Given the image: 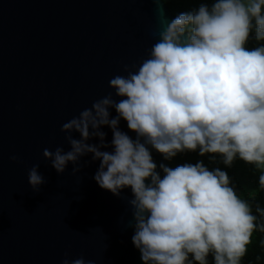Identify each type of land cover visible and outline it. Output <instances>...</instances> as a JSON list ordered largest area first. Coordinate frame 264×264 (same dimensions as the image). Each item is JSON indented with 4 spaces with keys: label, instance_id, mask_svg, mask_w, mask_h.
<instances>
[{
    "label": "clouds",
    "instance_id": "clouds-1",
    "mask_svg": "<svg viewBox=\"0 0 264 264\" xmlns=\"http://www.w3.org/2000/svg\"><path fill=\"white\" fill-rule=\"evenodd\" d=\"M195 2L161 20L146 55L110 78L112 91L61 125L68 150H43L58 174L69 164L78 174L91 155L102 189L117 197L131 190L122 197L132 214L126 227L134 228L143 264H209V255L214 264H242L254 233H264V209L256 205L254 215L227 172L203 161L172 168L153 159V149L169 161L199 149L229 167L238 157L254 166L264 191V0ZM28 182L34 192L46 183L39 164ZM62 264L94 262L65 253Z\"/></svg>",
    "mask_w": 264,
    "mask_h": 264
},
{
    "label": "water",
    "instance_id": "water-1",
    "mask_svg": "<svg viewBox=\"0 0 264 264\" xmlns=\"http://www.w3.org/2000/svg\"><path fill=\"white\" fill-rule=\"evenodd\" d=\"M174 17L163 0H0V264H62L65 253L143 264L126 227L132 214L122 197L131 190L102 189L91 155L78 174L71 164L58 174L43 150L69 149L61 125L112 91L110 78L143 58L151 32ZM36 164L46 181L39 192L28 182Z\"/></svg>",
    "mask_w": 264,
    "mask_h": 264
},
{
    "label": "trees",
    "instance_id": "trees-1",
    "mask_svg": "<svg viewBox=\"0 0 264 264\" xmlns=\"http://www.w3.org/2000/svg\"><path fill=\"white\" fill-rule=\"evenodd\" d=\"M166 5L172 11L174 16L182 11H189L197 7L195 0H165ZM255 42L250 41L248 47H254ZM212 156L216 159L213 161ZM199 161H203L204 165L209 170L220 168L221 170L228 173L231 179V186H234L238 195L243 199L248 200L253 205V214L260 216L255 211L256 205H259L261 209H264V191H258L259 173L255 170L253 165H250L243 160L237 159L233 162L232 166L229 167L222 163L220 154L208 153L204 156L199 154V149L196 151H184L178 153L174 158L169 161V167L175 168L176 166L183 165L185 163L196 164ZM264 221V218H260ZM253 242L248 248L247 255L243 258L242 264H264V246L261 245V241L264 240V233L259 231L253 235ZM209 264H214V260H208Z\"/></svg>",
    "mask_w": 264,
    "mask_h": 264
},
{
    "label": "built area",
    "instance_id": "built-area-1",
    "mask_svg": "<svg viewBox=\"0 0 264 264\" xmlns=\"http://www.w3.org/2000/svg\"><path fill=\"white\" fill-rule=\"evenodd\" d=\"M168 162H169V160H168ZM212 259H213V257L211 255H209L208 260H212Z\"/></svg>",
    "mask_w": 264,
    "mask_h": 264
}]
</instances>
